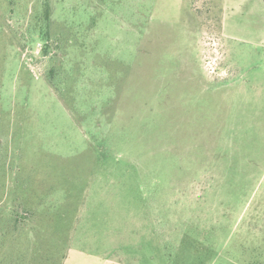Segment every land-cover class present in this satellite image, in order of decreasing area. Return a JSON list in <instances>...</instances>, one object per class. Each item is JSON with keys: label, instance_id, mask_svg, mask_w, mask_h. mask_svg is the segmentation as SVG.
Listing matches in <instances>:
<instances>
[{"label": "rangeland", "instance_id": "374dc122", "mask_svg": "<svg viewBox=\"0 0 264 264\" xmlns=\"http://www.w3.org/2000/svg\"><path fill=\"white\" fill-rule=\"evenodd\" d=\"M261 36L264 0H0V264H264Z\"/></svg>", "mask_w": 264, "mask_h": 264}, {"label": "crops", "instance_id": "0c3cea01", "mask_svg": "<svg viewBox=\"0 0 264 264\" xmlns=\"http://www.w3.org/2000/svg\"><path fill=\"white\" fill-rule=\"evenodd\" d=\"M264 40V36H261L259 41H263ZM85 256V254L77 249L74 248H69L67 250V253L64 257V260L62 262V264H76L78 262V258L81 259Z\"/></svg>", "mask_w": 264, "mask_h": 264}, {"label": "trees", "instance_id": "16d2710c", "mask_svg": "<svg viewBox=\"0 0 264 264\" xmlns=\"http://www.w3.org/2000/svg\"><path fill=\"white\" fill-rule=\"evenodd\" d=\"M44 46H46V45H44ZM45 48V47H44Z\"/></svg>", "mask_w": 264, "mask_h": 264}]
</instances>
